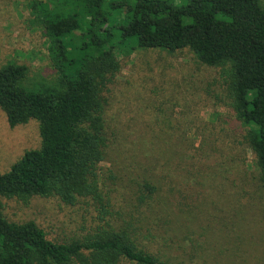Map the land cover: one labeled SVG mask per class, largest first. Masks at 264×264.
<instances>
[{
  "label": "rangeland",
  "instance_id": "obj_1",
  "mask_svg": "<svg viewBox=\"0 0 264 264\" xmlns=\"http://www.w3.org/2000/svg\"><path fill=\"white\" fill-rule=\"evenodd\" d=\"M33 2L0 0V69L25 66L29 84L54 76ZM108 12L115 23L125 13ZM116 58L119 71L104 92L107 145L99 165L107 213L91 199L67 206L13 198L1 200L5 219L33 221L59 244L109 224L130 233L157 264H264V188L219 69L188 49H133ZM40 148L36 120L11 128L0 109V174Z\"/></svg>",
  "mask_w": 264,
  "mask_h": 264
},
{
  "label": "trees",
  "instance_id": "obj_2",
  "mask_svg": "<svg viewBox=\"0 0 264 264\" xmlns=\"http://www.w3.org/2000/svg\"><path fill=\"white\" fill-rule=\"evenodd\" d=\"M54 76L29 84L27 68L0 69V109L13 128L36 120L41 148L0 174V264H157L130 233L107 229L53 243L33 221L8 222L2 199H91L107 213L99 165L107 145L104 92L117 52L188 49L219 69L228 106L244 128L264 188V7L259 0H34ZM124 8L121 20L110 12ZM79 34L78 36L76 34Z\"/></svg>",
  "mask_w": 264,
  "mask_h": 264
}]
</instances>
